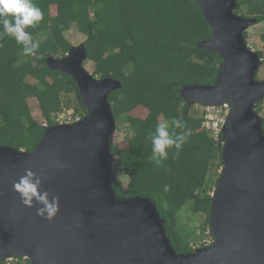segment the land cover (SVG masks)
<instances>
[{"label":"water","instance_id":"95a60500","mask_svg":"<svg viewBox=\"0 0 264 264\" xmlns=\"http://www.w3.org/2000/svg\"><path fill=\"white\" fill-rule=\"evenodd\" d=\"M212 28L202 47L223 57L214 85L185 86L186 103L232 102L223 128L224 165L213 192L211 246L182 253L174 247L157 204L150 197L119 198L112 145L117 129L109 95L122 87L96 78L85 67L84 44L47 64L77 83L88 114L47 127L32 151L0 145V259L31 264H264V130L255 104L264 98L256 76L262 57L244 32L256 23L236 15L237 0H196ZM31 172L40 192L58 198L51 219L37 214L14 185ZM114 175V176H113Z\"/></svg>","mask_w":264,"mask_h":264},{"label":"trees","instance_id":"16d2710c","mask_svg":"<svg viewBox=\"0 0 264 264\" xmlns=\"http://www.w3.org/2000/svg\"><path fill=\"white\" fill-rule=\"evenodd\" d=\"M43 12V19L29 27L39 49L25 55L22 45L10 36L0 39V145L32 151L47 127L58 124V116L73 108V120L88 111L80 98L77 83L66 72L52 69L50 56L62 57L73 46L68 32L75 25L86 37L87 58L96 78L112 77L122 87L109 95L116 121L127 122V145H112L116 173L129 178L126 186L112 182L119 198L136 195L150 197L157 204L165 227L178 252L193 251L198 233L185 228L179 216L188 201L195 214L206 215L214 187L224 165L222 141L214 130L182 96L192 85H214L219 80L223 57L202 47L212 28L196 0H32ZM234 13L256 18L264 25V0H237ZM56 6V14L51 7ZM264 28V26H263ZM2 31V26H0ZM264 44V29L260 33ZM258 35V36H259ZM248 47L251 34L244 32ZM259 38V39H260ZM255 51V50H254ZM264 62V52L257 51ZM40 59H37L36 56ZM33 78L34 81H29ZM36 98L45 122L36 120L29 100ZM147 110L145 117L133 116L135 109ZM255 104L257 113L261 111ZM69 117V118H70ZM177 118L185 122L183 130L169 123V132L188 134L178 154L167 149L168 158L159 165L153 156L149 133L159 122ZM118 127V122H117ZM175 154V155H174ZM119 176V177H120ZM124 176V177H125ZM169 190L165 191L164 186ZM210 229V227H209ZM0 264H31L26 258L0 259Z\"/></svg>","mask_w":264,"mask_h":264},{"label":"clouds","instance_id":"9594fccd","mask_svg":"<svg viewBox=\"0 0 264 264\" xmlns=\"http://www.w3.org/2000/svg\"><path fill=\"white\" fill-rule=\"evenodd\" d=\"M42 19V10L36 6L32 0H0V26H2V31H0V39H2L4 36H10L14 38L18 44L22 45L23 53L25 55H33L39 49V42L34 41L31 33L26 31V29L35 26V24ZM36 58L40 59L38 55ZM84 117H78L72 122H76L80 119H83ZM72 122L60 121L58 124ZM169 123H171V125L177 129L183 130L185 128L184 121L177 118H172L170 121L166 119L163 122H159L156 126L155 132L149 133L153 156L156 159V163L158 165L168 158L167 149L174 147L177 150V153L175 154H178L179 150H181L183 144L186 143L188 139V134H186L184 131H181L180 133H170ZM40 184V178L35 177L34 174L28 172L24 177H21L20 181L17 182L14 187L21 192L25 203L31 205V202L34 198L36 202L41 205V207L37 209L38 215L44 216L46 219H51L58 211V198L56 196L50 197L47 192H40ZM164 190H169V186L165 185Z\"/></svg>","mask_w":264,"mask_h":264},{"label":"rangeland","instance_id":"374dc122","mask_svg":"<svg viewBox=\"0 0 264 264\" xmlns=\"http://www.w3.org/2000/svg\"><path fill=\"white\" fill-rule=\"evenodd\" d=\"M58 11L56 6L51 7V13L54 15ZM59 12V11H58ZM263 24H252L248 27V31L251 34V37L249 38V43L252 45L253 50L257 51L262 50L264 52V44L261 41L260 38V31L263 28ZM77 27L74 25L71 30L68 32V38L72 42L73 45H80L84 44L86 37L79 33L77 31ZM259 35V36H258ZM260 38V39H259ZM87 68L92 72V68L89 67L88 64H86ZM257 80H264V62L262 66L259 68V71L256 76ZM29 81H34L33 78L29 79ZM81 97V96H80ZM259 105L261 106V111L259 112L260 118L263 122V130H264V98L259 100ZM29 104L31 106L32 114L36 118V120L40 122H45V118L42 114V111L39 107L38 100L36 98H32L29 100ZM194 110L198 113L199 116L204 117L203 118V124L207 126L208 128L214 130L215 137L220 138L219 132H223L224 125L226 124V120L228 118V114L231 109V105H213V104H205V106H202L200 104H193L192 106ZM73 108H70L69 110H65L58 116V122L67 121L72 122L69 120V114L72 112ZM133 116H139V117H145L147 114V110L143 107H139L131 112ZM118 127L116 129V134L114 137V142H118L122 147L127 145L126 142V135L128 133L127 128V122L122 123V121H117ZM224 136V135H223ZM225 142V138L222 141V146ZM114 176V175H113ZM117 180H120L123 186H126L129 182V178L125 175H119L117 173ZM120 176V177H119ZM125 176V177H124ZM216 187V186H215ZM214 187V189H215ZM193 202L188 201L186 205L183 206V208L180 211L179 216H181V223L182 226L185 228H194L196 229L198 233V238L194 241L200 239L202 236H206L208 234L209 225L206 222V215L204 214H195L192 210ZM193 242V241H192ZM12 260V259H8Z\"/></svg>","mask_w":264,"mask_h":264},{"label":"built area","instance_id":"2783aa9c","mask_svg":"<svg viewBox=\"0 0 264 264\" xmlns=\"http://www.w3.org/2000/svg\"><path fill=\"white\" fill-rule=\"evenodd\" d=\"M70 121H73V119L70 117ZM215 242V237L211 233V230H208V234L206 236H202L200 239L193 241L191 243V246L193 249L200 248L202 246H211Z\"/></svg>","mask_w":264,"mask_h":264},{"label":"bare ground","instance_id":"6f19581e","mask_svg":"<svg viewBox=\"0 0 264 264\" xmlns=\"http://www.w3.org/2000/svg\"><path fill=\"white\" fill-rule=\"evenodd\" d=\"M223 104L229 105V104H233V103L232 102H224Z\"/></svg>","mask_w":264,"mask_h":264}]
</instances>
